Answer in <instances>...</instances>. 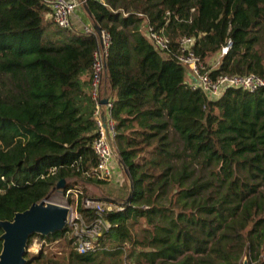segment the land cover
Instances as JSON below:
<instances>
[{"label":"trees","instance_id":"obj_1","mask_svg":"<svg viewBox=\"0 0 264 264\" xmlns=\"http://www.w3.org/2000/svg\"><path fill=\"white\" fill-rule=\"evenodd\" d=\"M84 6L110 40L97 101L95 33L46 21L45 0H0V222L49 201L61 180L84 222L96 219L80 202L85 184L109 183L94 173L101 99L125 169L122 194L109 196L116 208L102 215L109 227L90 251L78 252L66 229L29 240L66 239L64 255L26 253V264H264V87L211 99L177 59L189 37L210 79L264 78V0ZM148 24L169 39L163 54L144 35Z\"/></svg>","mask_w":264,"mask_h":264},{"label":"built area","instance_id":"obj_2","mask_svg":"<svg viewBox=\"0 0 264 264\" xmlns=\"http://www.w3.org/2000/svg\"><path fill=\"white\" fill-rule=\"evenodd\" d=\"M49 7L50 20L59 29L71 28V15L73 10L78 6H83L88 0H79L78 2H69L67 0H45ZM100 1L103 0H93ZM89 30H86L88 32ZM94 32L93 30H91ZM144 35L150 42L155 50L160 54L166 52L169 48V39L162 32L154 29L151 25L144 27ZM109 35L101 31V43L97 39L98 46L93 52L92 63V97L95 101L98 98V87L105 71V58L107 54V48L109 45ZM193 39L189 37H183L179 41V54L177 59L188 70L189 83L195 88H200L209 98L217 99L222 94L225 88H240L255 92L259 88L264 87V78L257 77L253 74L245 76H218L216 79H210L206 74H202L205 71V64L199 58H197L193 51ZM231 44L227 43L225 47L221 49L220 56L226 54ZM218 57V58H219ZM216 65V63H215ZM215 65L213 67H215ZM99 102V101H98ZM110 104H107L106 110H108L109 116ZM97 130L98 137L92 144L93 152L96 156V167L94 173L96 178L102 180H110L112 178L111 163L113 157L110 149L107 145L103 134V127L99 118V110L97 104ZM110 121V119H109ZM108 132L110 137L112 136V123H108ZM112 139V138H111ZM49 203H52L49 201ZM53 204V203H52ZM81 206L86 209H91L96 213V219L86 224L82 217L72 208L70 210V219L67 225V236L75 237L76 250L80 253L88 252L92 249L96 239L102 234V232L109 227V225L102 219V215L107 211H112L116 207L111 204H107L103 207L101 202H97L93 199L84 198L80 202ZM120 209V208H117Z\"/></svg>","mask_w":264,"mask_h":264},{"label":"water","instance_id":"obj_3","mask_svg":"<svg viewBox=\"0 0 264 264\" xmlns=\"http://www.w3.org/2000/svg\"><path fill=\"white\" fill-rule=\"evenodd\" d=\"M85 10L87 11L86 7ZM93 31L98 41L101 43V29L97 25H93ZM107 104V99H101L98 102L99 118L102 123L103 134L113 159L120 171L125 175V169L115 151L108 132V123L110 121L106 118ZM127 185L130 187L129 181H127ZM64 187L65 182L61 180L57 183L55 189L57 191H62ZM93 200L109 204L114 203V200L105 197ZM124 202H126V200ZM124 202L121 205H123ZM69 219V208L49 203L48 200H43L39 203L32 204L23 212L16 213L11 221L0 222V229L2 231L0 236L2 242L0 264H26L27 260L24 256L27 253L29 240L33 236L48 237L59 232H65ZM243 264H247V261L244 260Z\"/></svg>","mask_w":264,"mask_h":264},{"label":"rangeland","instance_id":"obj_4","mask_svg":"<svg viewBox=\"0 0 264 264\" xmlns=\"http://www.w3.org/2000/svg\"><path fill=\"white\" fill-rule=\"evenodd\" d=\"M52 28L53 27H51V29ZM49 30H50V28H49ZM215 58L217 59V55L215 57H212V58L206 60V65L209 66V65H211V63H215V62H213L215 60ZM121 174L123 175L124 173L121 171ZM121 174H119V176L122 178ZM115 178H116V173H114V171H112V178L109 180V183H107L105 185L97 186L94 184H85L84 188L86 189V196L88 198L93 197L94 199H102V198H104V196L109 197L111 195V197H114L115 195H119V193L122 194V192L120 191V188H121L120 185L122 184V182L124 180V176L122 179L118 178L117 181ZM68 197L69 196L68 195L65 196L62 191L56 190L52 194L49 201L52 202L53 204H56V205L70 207V208H72L73 211H75L77 209L78 200H75L76 199L75 195L71 198L70 197L68 198ZM68 199H71V201H68ZM106 204H103V207H105ZM68 237L69 236H66V239H69ZM66 239H62L61 241L54 242L50 245H48V243H44L43 241L39 240L38 238L32 239L31 243L29 244V246L27 248V260L30 257H32V255L38 256L41 253H43V255L46 257H50L54 254L64 255L67 251L66 242H64V240H66Z\"/></svg>","mask_w":264,"mask_h":264},{"label":"crops","instance_id":"obj_5","mask_svg":"<svg viewBox=\"0 0 264 264\" xmlns=\"http://www.w3.org/2000/svg\"><path fill=\"white\" fill-rule=\"evenodd\" d=\"M67 1H69V2H78L79 0H67ZM44 19L46 21H50L49 13H47V14L44 15ZM71 28H73V29H75L77 31H86V30L91 31V30H93V23L90 20L89 14L85 10L84 5L83 6H78V7H76L73 10V13L71 15ZM217 61H218V58L217 59L215 58V60L213 62L216 63ZM215 63H212V66H214ZM187 81L189 82V79L188 78H187ZM104 86H105V82H104ZM106 118H107V120H109L108 110H106ZM111 169H112V171H114V173H116V178H115L116 181H117L118 178H121L119 176V174H121V171L119 170L118 165L116 164V162H115L114 159H113V161L111 163ZM121 176L123 178V175L122 174H121ZM104 197L113 200V198H110L108 196H104Z\"/></svg>","mask_w":264,"mask_h":264}]
</instances>
